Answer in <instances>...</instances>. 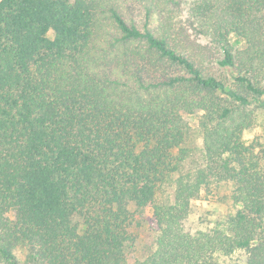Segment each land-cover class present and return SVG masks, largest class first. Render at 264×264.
Here are the masks:
<instances>
[{
	"label": "trees",
	"instance_id": "1",
	"mask_svg": "<svg viewBox=\"0 0 264 264\" xmlns=\"http://www.w3.org/2000/svg\"><path fill=\"white\" fill-rule=\"evenodd\" d=\"M263 116L264 0H0V264H264Z\"/></svg>",
	"mask_w": 264,
	"mask_h": 264
},
{
	"label": "rangeland",
	"instance_id": "2",
	"mask_svg": "<svg viewBox=\"0 0 264 264\" xmlns=\"http://www.w3.org/2000/svg\"><path fill=\"white\" fill-rule=\"evenodd\" d=\"M182 15V14H180ZM179 15V16H180ZM50 38L54 37V34L51 32L49 34ZM198 42H200L201 44H203L205 47H208L211 49V51L215 54V55H220V52L213 47L211 44L208 43V41L206 39H202L198 37ZM231 42L232 44L236 47V48H242L244 46L243 42L241 40H239L236 37H231ZM214 67H210L208 68L209 71L212 72H216L217 71V65L214 64ZM187 121L190 123L191 125V130H190V134L192 137V145L194 147H199L200 145V138L198 133H197V128H196V124H197V118L196 117H188ZM245 137L247 139H254L255 137H261L263 142H264V116L261 120V122L259 123V125L254 128L251 131H248L245 135ZM132 212L136 213V219H137V232L139 235H141V242L145 243L150 240V233L149 231H151V213H149V211L147 212H136L135 208L132 207L131 208ZM225 210L224 207H221L219 205H210L207 203H203V202H198L195 207H194V213H193V223H200L203 220H214L219 214L223 213ZM244 260V258H243ZM243 260L239 262V264H244ZM231 264H235V263H231Z\"/></svg>",
	"mask_w": 264,
	"mask_h": 264
}]
</instances>
